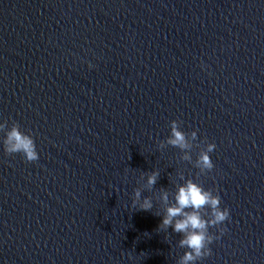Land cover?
Listing matches in <instances>:
<instances>
[{"label": "clouds", "instance_id": "1", "mask_svg": "<svg viewBox=\"0 0 264 264\" xmlns=\"http://www.w3.org/2000/svg\"><path fill=\"white\" fill-rule=\"evenodd\" d=\"M89 67H92L89 65ZM182 122L173 120L170 122V135L159 142V148L163 149L170 145L177 147L183 153L181 157L184 161L192 162L191 150L199 145L194 142L197 140V131L186 133L182 130ZM0 132L5 133L3 139L4 151L9 154L20 153L28 162L39 159L36 144L31 134L21 130L18 123L13 122L8 127L7 121L0 123ZM203 143V142H202ZM214 143H206L205 147L200 148L194 166L199 169L201 174L211 171L214 167L210 153L214 151ZM159 173L152 171L147 174L144 188L151 190L157 183ZM143 179V177H142ZM176 186L174 193L167 189H161L158 200L164 206L163 215L159 228L169 229L171 227L175 233L181 234L179 247L186 249L179 258L177 264H196L197 261L211 255L209 245L219 236L210 234L211 226H220L229 219L230 213L227 208H221V198L215 194L214 189H205L201 184L194 182L193 179L185 180ZM142 197V189L134 190L132 206H138L139 210L151 211L154 207L152 197ZM159 215V214H156ZM223 234L224 228L219 229Z\"/></svg>", "mask_w": 264, "mask_h": 264}]
</instances>
